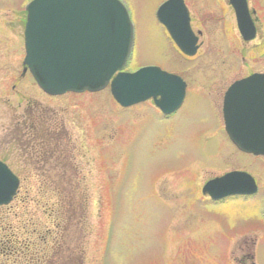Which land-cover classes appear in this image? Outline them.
I'll list each match as a JSON object with an SVG mask.
<instances>
[{
  "label": "rangeland",
  "instance_id": "rangeland-1",
  "mask_svg": "<svg viewBox=\"0 0 264 264\" xmlns=\"http://www.w3.org/2000/svg\"><path fill=\"white\" fill-rule=\"evenodd\" d=\"M31 1L0 0V159L22 178L10 210L0 207L5 219L24 225L26 217L14 212L25 213L20 201L30 194L38 230L53 229L54 219L67 225L49 240L48 264H253L236 257L250 250L264 264V157L235 149L221 113L228 85L264 72V0H249L258 26L251 42L243 40L228 1L186 0L194 28L203 30L194 56L179 51L158 20L166 0H125L136 27L125 69L154 63L188 83L184 104L170 116L153 101L123 107L110 87L46 94L24 75ZM37 108L61 141L44 163L33 162L34 151L22 144L20 124ZM230 169L251 172L260 192L207 202L201 186ZM37 202L58 214H45Z\"/></svg>",
  "mask_w": 264,
  "mask_h": 264
},
{
  "label": "water",
  "instance_id": "water-1",
  "mask_svg": "<svg viewBox=\"0 0 264 264\" xmlns=\"http://www.w3.org/2000/svg\"><path fill=\"white\" fill-rule=\"evenodd\" d=\"M233 3L244 38H254L256 27L246 0ZM158 16L178 46L194 55L198 37L184 1L168 0L161 5ZM134 42V24L120 0H33L28 5L24 63L46 92H93L111 83L114 97L123 106L154 97L166 113L173 112L184 100L186 83L179 75L157 66L123 72ZM225 118L229 134L238 146L264 154V74H253L230 87ZM239 178L246 183L239 192L257 191L255 179L244 172L228 174L210 186ZM19 185V178L0 161V205L12 201Z\"/></svg>",
  "mask_w": 264,
  "mask_h": 264
},
{
  "label": "trees",
  "instance_id": "trees-1",
  "mask_svg": "<svg viewBox=\"0 0 264 264\" xmlns=\"http://www.w3.org/2000/svg\"><path fill=\"white\" fill-rule=\"evenodd\" d=\"M20 193V192H19ZM28 197L21 199L23 211L25 213L20 214L19 210H15L14 215L21 218L26 217L29 219H24V225H13L9 223L7 218L2 215L6 209L10 210L9 205L5 210L0 211V264H12V260L15 264L21 262V264H48V256L51 254L49 252V240L53 237V232L59 228H64L66 230L67 225L61 220L54 219L55 225L54 230L48 227L45 232L38 230V223L32 222V211L31 205L33 200ZM41 203V204H40ZM37 205L45 214L55 216L58 214L54 208L48 206V203L37 202ZM5 207V206H3ZM38 208V210H39ZM60 210V208H58ZM30 214V215H29ZM28 216V217H27ZM60 238H57L54 243L61 242ZM51 249V246H50Z\"/></svg>",
  "mask_w": 264,
  "mask_h": 264
},
{
  "label": "flooded vegetation",
  "instance_id": "flooded-vegetation-1",
  "mask_svg": "<svg viewBox=\"0 0 264 264\" xmlns=\"http://www.w3.org/2000/svg\"><path fill=\"white\" fill-rule=\"evenodd\" d=\"M223 1H228L230 6H232V4H231L232 0H223ZM249 3H250V1H249ZM187 5L189 7V4H187ZM189 10H190L191 22H192V26H193L194 17H193V14H192L190 7H189ZM193 29L201 38V36L203 35V30H201V29L196 30L194 28V26H193ZM249 42H251V41H249ZM26 74H30L32 76L30 70L25 69V67H24V75H26ZM21 113L24 114L25 112H21ZM22 121H23V125L25 126V128H23L22 124H20V126L22 127L23 131L25 129V132H26L25 133L26 139L22 144H25V146H29V148L32 151H34V154H35V156L33 155L34 158L31 160H33V162L35 161V163H39V161H43V163L47 162L51 157L54 156V154H53V156L51 155L52 153L50 151V146H60L61 141H60V135L57 136L58 139H56L55 137L52 136L50 129H49V124H50L49 123V117H48L46 111L43 109H40V108L32 110L29 112L28 116H25L24 120H22ZM21 141L22 140L18 141V142H20L19 144H21ZM231 170H235V169H230L227 171H231ZM227 171H225V172H227ZM225 172H223V173H225ZM216 176H218V174H214V176L212 178H214ZM74 177H76V175H73V179H74ZM212 178H209L208 180H210ZM203 187H204V185L201 186V191L203 194V198L205 200H207V202H221V201L228 199V198L238 197V195H233V196L225 197L224 199L215 200L213 197H211V195L206 194L203 191ZM250 248L253 250L252 246H250ZM243 249H246V247ZM250 252H251V250L249 252H244L242 255H237L236 257L239 258V262L241 261V262L246 263L247 261L252 260L253 264H256L258 255L256 253L254 254V253H252V252L250 253ZM254 252H256L255 249H254ZM231 258H232V255H231Z\"/></svg>",
  "mask_w": 264,
  "mask_h": 264
},
{
  "label": "bare ground",
  "instance_id": "bare-ground-1",
  "mask_svg": "<svg viewBox=\"0 0 264 264\" xmlns=\"http://www.w3.org/2000/svg\"><path fill=\"white\" fill-rule=\"evenodd\" d=\"M26 20H27V17H25V23H24L23 31H24V29H25Z\"/></svg>",
  "mask_w": 264,
  "mask_h": 264
}]
</instances>
